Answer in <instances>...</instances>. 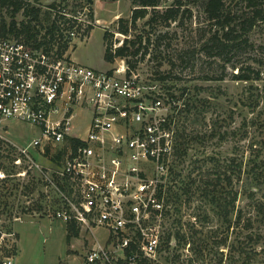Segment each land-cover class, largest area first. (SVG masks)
<instances>
[{
  "label": "rangeland",
  "instance_id": "obj_1",
  "mask_svg": "<svg viewBox=\"0 0 264 264\" xmlns=\"http://www.w3.org/2000/svg\"><path fill=\"white\" fill-rule=\"evenodd\" d=\"M160 2L164 9L175 0ZM202 3L181 0L182 10L191 12L181 13L169 26L162 18L149 24V13L135 27L131 0H25L24 5L41 9L40 29L51 25V9L75 18L66 51L75 62L109 70L131 61L141 76L158 80L188 105L181 138L184 157L176 166L180 177L168 188L170 211L164 225L163 240L170 237L176 246L162 243L163 263L264 264V22L250 33V46L243 43L221 58L209 57L201 45L213 26ZM2 16L11 20L6 10ZM24 19L21 10L15 20ZM126 25L128 35L120 33ZM125 39L133 40L140 52L107 63L105 45L116 49ZM248 67L259 71L257 80L233 79ZM77 114L74 130L84 134L90 113L77 109ZM7 131L21 147L41 133L37 125L15 119L7 122ZM15 156L0 154V167L17 169ZM39 188L33 174L0 182V264H87L88 252L104 242L107 232L92 234L77 226V235L68 231L38 202Z\"/></svg>",
  "mask_w": 264,
  "mask_h": 264
},
{
  "label": "built area",
  "instance_id": "obj_2",
  "mask_svg": "<svg viewBox=\"0 0 264 264\" xmlns=\"http://www.w3.org/2000/svg\"><path fill=\"white\" fill-rule=\"evenodd\" d=\"M5 10L0 0V154L15 153L18 168L0 167V182L33 174L37 200L49 215L92 234L106 231L87 264H165L181 96L125 64L96 70L59 56L56 45L35 48L22 37L3 36ZM77 109L90 113L84 134L73 127ZM13 119L37 125L40 136L16 145L7 131Z\"/></svg>",
  "mask_w": 264,
  "mask_h": 264
},
{
  "label": "trees",
  "instance_id": "obj_3",
  "mask_svg": "<svg viewBox=\"0 0 264 264\" xmlns=\"http://www.w3.org/2000/svg\"><path fill=\"white\" fill-rule=\"evenodd\" d=\"M38 1V0H34ZM66 1V0H63ZM90 1V0H89ZM133 9L130 19L132 27L136 26L137 21L145 19L151 13L148 23L151 24L158 18H162L167 26L171 22H176L180 14L191 12L190 9L182 10L181 0H175L174 3L164 9H160V0H131ZM25 0H4L6 12L11 13V20L6 22L2 19L1 33L3 36L22 37L27 42H31L33 47L45 49L57 47L59 56L66 53L69 48V32L73 30L75 19L68 18L65 13L51 9L53 12V20L49 27L40 29L37 27L41 9L39 7L27 8L24 5ZM51 4L49 7L53 8ZM23 10V16L28 18L21 22L15 20V16ZM202 11L207 20L213 26L212 33L206 37L201 45L202 51L209 57L221 58L224 53H228L239 48L243 43L250 46V33L259 24L264 22V0H203ZM129 26H124L120 29V33L128 35ZM141 39V37H139ZM107 41V34L104 35V42ZM135 42L130 39H125L123 44L116 49L112 46L105 45L104 59L107 63H112L115 58L134 57L139 52V48H134ZM146 54V51L144 55ZM129 67L134 68V64L129 61ZM232 68H237L233 66ZM255 74V76H252ZM259 71L252 67H248V71L239 69L236 74H233V79L239 81L257 80ZM185 105V103H184ZM188 107V105H185ZM187 109L184 110L187 111ZM183 132L179 134L178 140V160L184 157ZM180 173L176 170L173 172V179H178ZM170 189V188H169ZM169 192V191H168ZM68 231L78 234L75 230L76 226L68 224ZM170 237L164 239L167 245H170ZM163 242V243H164Z\"/></svg>",
  "mask_w": 264,
  "mask_h": 264
}]
</instances>
